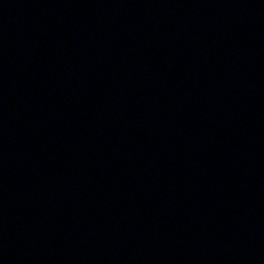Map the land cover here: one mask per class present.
Instances as JSON below:
<instances>
[{"label":"water","instance_id":"1","mask_svg":"<svg viewBox=\"0 0 264 264\" xmlns=\"http://www.w3.org/2000/svg\"><path fill=\"white\" fill-rule=\"evenodd\" d=\"M0 264H264V0H0Z\"/></svg>","mask_w":264,"mask_h":264}]
</instances>
